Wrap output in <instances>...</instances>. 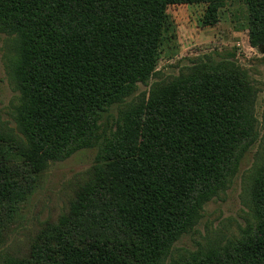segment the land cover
I'll return each instance as SVG.
<instances>
[{
    "label": "trees",
    "instance_id": "16d2710c",
    "mask_svg": "<svg viewBox=\"0 0 264 264\" xmlns=\"http://www.w3.org/2000/svg\"><path fill=\"white\" fill-rule=\"evenodd\" d=\"M234 0H0L18 40L21 136L0 132V248L49 162L97 148L67 210L22 257L0 264H160L224 190L257 138L256 93L235 63L199 62L121 105L174 56L170 6H202V27ZM245 7L249 44L264 53V0ZM253 219L223 248L175 264H264V160Z\"/></svg>",
    "mask_w": 264,
    "mask_h": 264
},
{
    "label": "rangeland",
    "instance_id": "374dc122",
    "mask_svg": "<svg viewBox=\"0 0 264 264\" xmlns=\"http://www.w3.org/2000/svg\"><path fill=\"white\" fill-rule=\"evenodd\" d=\"M202 6H170L167 10L176 25L177 49L174 56L163 55L156 73L121 105L111 109L112 119L130 104L147 100L152 88L166 84L199 62L230 61L247 75L256 93L254 117L257 138L241 157L238 169L216 197L205 206L198 221L174 243L160 264H175L185 255L205 254L223 248L247 229L253 219V182L264 160V53L249 44L245 7L228 2L219 22L202 27ZM18 40L0 26V132L21 136L17 118L20 91L15 67ZM97 148L82 149L65 160L49 162L39 176L33 194L21 204L9 225L0 260L3 256H24L35 234L46 222H54L65 212L88 171L94 165Z\"/></svg>",
    "mask_w": 264,
    "mask_h": 264
}]
</instances>
